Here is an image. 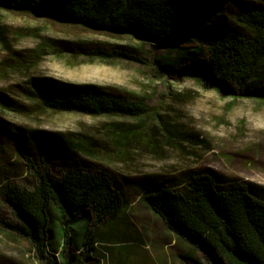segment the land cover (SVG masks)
I'll list each match as a JSON object with an SVG mask.
<instances>
[{"label": "rangeland", "instance_id": "374dc122", "mask_svg": "<svg viewBox=\"0 0 264 264\" xmlns=\"http://www.w3.org/2000/svg\"><path fill=\"white\" fill-rule=\"evenodd\" d=\"M263 5V0H217L196 42L178 48L0 9V189L6 182L33 186L31 162L53 177L62 175V164L79 165L110 172L129 200L101 225L89 219L75 225L67 246L52 209L50 261L0 224V264H211L166 227L141 200V191L157 179L178 185L207 173L242 181L264 198V99L213 78L204 83L185 71L188 64L207 61L209 41L239 28V12ZM113 49L143 62L93 53ZM43 79L54 87L92 85L141 99L149 112L133 118L53 110L38 95ZM263 82L260 72L249 87ZM0 219L15 223L1 191ZM89 226L93 240L85 245Z\"/></svg>", "mask_w": 264, "mask_h": 264}, {"label": "trees", "instance_id": "16d2710c", "mask_svg": "<svg viewBox=\"0 0 264 264\" xmlns=\"http://www.w3.org/2000/svg\"><path fill=\"white\" fill-rule=\"evenodd\" d=\"M216 4L217 0H0V9L178 48L196 42L200 25ZM236 20V31L205 45L207 61L188 64L185 71L204 83L213 78L219 85L231 83L249 96L264 99V82L249 87L264 73V5L239 12ZM93 53L143 62L124 50ZM38 95L53 110L94 117L138 118L149 112L141 99L102 93L92 85L54 87L43 79ZM62 165V175L53 177L46 167L39 169L31 162L33 186L6 182L0 189L15 218V223L0 219V224L27 240L42 260L50 261L52 209L58 213L67 246L75 225L87 219L92 226L101 225L129 203L125 187L110 172ZM166 182L157 179L143 187L141 200L172 233L194 245L211 264H264V198L253 195L242 181H221L207 173L191 175L178 185ZM92 240L89 226L83 242Z\"/></svg>", "mask_w": 264, "mask_h": 264}]
</instances>
